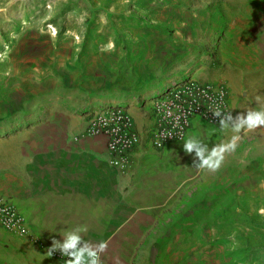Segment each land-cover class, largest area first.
I'll list each match as a JSON object with an SVG mask.
<instances>
[{
  "label": "rangeland",
  "instance_id": "obj_1",
  "mask_svg": "<svg viewBox=\"0 0 264 264\" xmlns=\"http://www.w3.org/2000/svg\"><path fill=\"white\" fill-rule=\"evenodd\" d=\"M176 1L0 0V194L26 145L56 139L59 126L73 135L87 103L145 106L193 77L224 82L233 116L264 106V27L249 36L225 0ZM171 4L185 14L168 16ZM222 133L218 143L232 135ZM193 159L179 160L193 188L185 238L171 236L154 264H264V129L244 134L214 173Z\"/></svg>",
  "mask_w": 264,
  "mask_h": 264
},
{
  "label": "crops",
  "instance_id": "obj_2",
  "mask_svg": "<svg viewBox=\"0 0 264 264\" xmlns=\"http://www.w3.org/2000/svg\"><path fill=\"white\" fill-rule=\"evenodd\" d=\"M225 3L231 22L241 19L247 24L249 36L255 35L256 26L264 27V0ZM170 6L166 9L168 16L185 14ZM162 90L145 106L111 101L86 104L85 111L111 104L128 109L139 143L124 172L107 165L102 137L81 134L84 121L77 123L73 135L67 126H59L56 139L26 145L18 166L9 170L13 175L9 173L4 179L0 198L22 216L28 234L18 238L0 229V264H61L53 257H44L45 251L52 238L62 240L59 233L76 225H87L86 240L109 242L102 256L105 264H154L161 259L162 247L168 245L171 236L185 238L186 199L193 188L187 193V178L180 171L183 140L206 136L214 145L224 131L193 118L182 144L174 141L159 149L150 147V99Z\"/></svg>",
  "mask_w": 264,
  "mask_h": 264
},
{
  "label": "built area",
  "instance_id": "obj_3",
  "mask_svg": "<svg viewBox=\"0 0 264 264\" xmlns=\"http://www.w3.org/2000/svg\"><path fill=\"white\" fill-rule=\"evenodd\" d=\"M229 100L228 86L220 80L193 77L173 80L160 94L150 99L153 122L147 133L148 145L159 149L167 143L183 139L193 118L219 126L211 110L219 105L223 111H230ZM81 134L102 137L107 165L121 172L126 170L130 154L139 143L128 109L116 104L98 105L87 112ZM0 229L18 238L28 234L22 216L2 198ZM52 257L61 264L66 259L59 252Z\"/></svg>",
  "mask_w": 264,
  "mask_h": 264
},
{
  "label": "clouds",
  "instance_id": "obj_4",
  "mask_svg": "<svg viewBox=\"0 0 264 264\" xmlns=\"http://www.w3.org/2000/svg\"><path fill=\"white\" fill-rule=\"evenodd\" d=\"M264 98L257 96L256 103L261 104ZM211 115L218 120L222 131H230L232 135L220 143L209 147L208 144L195 136L183 140V151L194 155L192 167L198 171L216 172L223 165L226 156L234 153L244 134L264 129V106L248 108L235 116L231 111H223L219 105L211 110ZM178 123V122H177ZM88 231L87 225H76L62 230V240L51 239V246L45 251L44 257H52L59 252L65 257L64 264H105L102 256L108 250V241L92 242L84 238Z\"/></svg>",
  "mask_w": 264,
  "mask_h": 264
}]
</instances>
